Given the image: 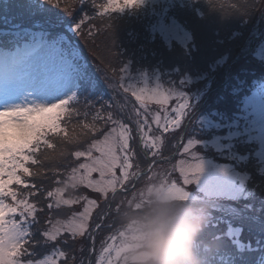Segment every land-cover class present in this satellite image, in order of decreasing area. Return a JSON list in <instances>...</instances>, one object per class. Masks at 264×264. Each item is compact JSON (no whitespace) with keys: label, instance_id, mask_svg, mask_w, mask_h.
<instances>
[{"label":"trees","instance_id":"trees-1","mask_svg":"<svg viewBox=\"0 0 264 264\" xmlns=\"http://www.w3.org/2000/svg\"><path fill=\"white\" fill-rule=\"evenodd\" d=\"M105 2L95 0V5ZM61 3V9L54 11L64 16L65 23L50 31L68 40L71 46L69 57L71 48L78 51V63L84 66L95 88L91 95L84 92L78 104L81 111H88L89 115L86 118L74 117L66 124L69 136L79 137L80 142L68 144L60 138H53L56 148L47 150L51 158L44 161L41 170L43 175L26 178L38 185L57 186L54 184L53 172L63 173L67 165L77 163L70 153L82 150L92 138V134L86 133L81 125L91 123L96 110H102L105 114L112 111L129 124L134 137L130 145L134 152L141 154L133 162L146 169L151 161L143 155L145 150L136 136L135 107L132 113L130 109L122 111L113 97L114 94L119 99L118 90L124 92L121 84L147 81L151 85L159 84L180 91L189 99V114L183 124L162 134V145L153 168L158 175L167 173L175 165L183 147L191 139L207 141L216 135H225L230 125L241 120L240 115L244 113L247 101L264 89V0H175L168 14L191 34L192 40L187 46L178 42L169 45L161 36L153 34V27L160 19L158 8L141 5L101 16L93 0H85L83 4L76 3L72 11L77 22L85 14L89 19L84 21L80 31H72L68 28V21L73 17L63 13L64 0ZM18 4H23V0H14V4L13 0H0V16L6 14L9 20V23H5L0 19V30H8L13 24L32 28L33 19L22 14V8L14 6ZM243 6L249 7L246 13H243ZM35 19L43 20L44 17L36 16ZM121 67L124 73L120 72ZM114 83H117L118 90L113 88ZM85 98L88 105L95 107L87 108ZM108 105L112 107L108 108ZM215 124L219 128L214 127ZM255 148L256 145L247 144L243 139L235 140L233 152L246 158L244 161L236 158L231 160L201 146L196 148L204 157L219 164L230 163L248 176L245 183L246 197L230 202L233 212L209 208L208 224L198 240L205 264H261L263 261L264 172ZM61 151L65 153L63 156L60 155ZM30 167L36 170L39 166ZM146 183L148 181L142 179L137 188L144 187ZM75 194L97 199L96 193L83 187L76 190ZM67 196L68 193H65ZM120 199V196L116 197V200ZM83 203L53 209L52 216L67 219L74 212L82 211ZM98 203L102 201L98 200ZM97 212L98 209L94 210L90 218L89 231L96 222ZM117 217H110L109 222L115 220L118 225ZM38 219L43 221L44 217ZM44 227L46 225L37 224L32 231L38 235ZM234 230L238 231L237 237L231 235ZM108 234L105 229L96 235L95 255L91 257L87 234L76 238L65 234L68 244L61 243L58 247L67 253L65 259L68 264H81V261L89 264V258L91 264H95V257ZM51 251V244L40 247L34 259L43 258ZM21 259L26 260L27 257L22 256ZM60 264H64V261H60Z\"/></svg>","mask_w":264,"mask_h":264},{"label":"snow or ice","instance_id":"snow-or-ice-1","mask_svg":"<svg viewBox=\"0 0 264 264\" xmlns=\"http://www.w3.org/2000/svg\"><path fill=\"white\" fill-rule=\"evenodd\" d=\"M84 2L64 0L63 13L73 17L68 21L69 30L80 31L84 21L89 19L85 14L77 22L72 11L76 3ZM143 3L144 0H106L95 5L93 0L101 16L139 7ZM14 6L22 8V14L32 18L33 24L32 28L13 24L8 30H0V129H19L24 133L12 143H0V264H60L62 260L68 264L65 259L67 253L58 247L61 243L68 244L65 234L72 238L87 234L91 257L95 255L96 235L105 229L109 234L102 241L95 264H121L123 248L119 237L123 233L115 220L109 222L110 217L118 215L128 203L143 200L145 190L153 186L165 187L178 198H188L185 188L175 180L170 181L167 175H158L153 171L162 137L150 135V132L152 124L162 134L179 125L189 114V99L186 94L159 84L154 87L147 84L142 87L120 85L125 93L131 92L143 109L135 112L134 122L136 136L145 150L143 155L151 161L146 169L133 162L141 154L134 152L130 145L134 137L129 124L112 111L105 114L96 110L92 114V122L81 125L86 133L92 134V138L82 150L70 153L77 163L67 165L63 173L53 172L57 186L45 187L26 179L43 175L44 161L51 158L47 150L56 148L54 137L68 144L80 142L79 137L69 136L66 124L74 117L86 118L89 115L88 111L82 112L78 104L84 92L92 94L95 85L84 66L78 63V51L71 48L69 57L71 46L68 40L50 31L65 23L64 16L54 11L61 9V0H23V4ZM243 7V13H246L249 7ZM36 16H43L44 19L36 20ZM0 19L9 23L6 14ZM120 72L124 73L123 67ZM170 100L176 101L175 107L171 108L173 115H169L167 108H164L163 114L159 110L150 113L147 109L150 102L163 107ZM85 105L89 109L95 107L88 105L87 98ZM111 107L108 105V108ZM193 147L194 142H187L183 152L188 153ZM64 154L61 151L60 155ZM179 163L183 165L185 161ZM30 166L39 167L33 170ZM202 170L200 162L181 167L179 171L183 184L192 183L195 175ZM93 173L98 174V178H93ZM142 179L148 183L138 189ZM81 187L96 193L97 199L75 194ZM65 193H68L67 198ZM117 196L121 199L116 200ZM82 201V211L74 212L67 219L53 218V209L71 207ZM96 209L97 219L89 231V221ZM40 216L44 217L43 221L38 219ZM37 224L46 225L38 235L32 231ZM49 244L52 251L43 258L34 259L38 249ZM22 256L27 259L22 260Z\"/></svg>","mask_w":264,"mask_h":264},{"label":"rangeland","instance_id":"rangeland-1","mask_svg":"<svg viewBox=\"0 0 264 264\" xmlns=\"http://www.w3.org/2000/svg\"><path fill=\"white\" fill-rule=\"evenodd\" d=\"M174 1L175 0H144L142 5H149L158 8L160 11L158 12L160 19L153 27V34L161 36L169 45L178 42L183 46H187L192 40L191 34L168 14L170 5ZM144 84L150 87L155 86L149 84L147 81L141 84L133 82V85L138 87H142ZM113 86V88L118 90L117 83H114ZM119 93V99H117L114 94L113 97L116 105H118L122 111L126 112L130 109V113H132L134 107L136 111L142 109L139 102L131 95V92L128 95L118 90V94ZM173 101L175 100H170L168 105L163 107L157 105L155 102H150L147 104V109L150 113H155L159 110L163 114L164 108H167L169 115H173V113H171V108L176 105V101ZM240 116L241 120H237L230 125L225 135H216L213 139L207 141L191 139L189 142H194L195 147L190 148L188 153H184L182 150L175 165L165 173L170 181L175 180L179 186L185 188L188 193V200L206 204L208 208L212 210L233 212L230 202L246 197L245 183L248 179L247 174L238 171L230 163L219 164L212 159L204 157L196 150L198 146H201L205 150H213L218 155L227 157L231 160L232 158H236L238 161H244L246 158L235 154L232 149L235 140L243 139L247 144L256 145V157L261 165V170L264 172V89L262 92L255 93L247 101L244 113ZM184 120L185 118L175 127L182 125ZM206 127L210 128V125ZM214 127L219 128V125L215 124ZM150 135L161 136L163 141V135L156 128L155 124H152ZM161 145L162 143L159 146V151ZM193 155L195 156L193 157ZM182 160L185 161L183 165L179 163ZM197 162L202 163L203 170L195 175L192 183L184 185L179 169L181 167L186 168L188 164H195ZM117 174L119 175V169H117ZM173 174L177 176H172ZM93 178H98V174L93 173ZM237 232V230H234L231 235L237 237ZM261 264H264V258Z\"/></svg>","mask_w":264,"mask_h":264},{"label":"clouds","instance_id":"clouds-1","mask_svg":"<svg viewBox=\"0 0 264 264\" xmlns=\"http://www.w3.org/2000/svg\"><path fill=\"white\" fill-rule=\"evenodd\" d=\"M22 135L19 129H0V143H12ZM117 221L123 233L121 264H205L198 240L209 221L206 204L153 186L145 190L143 200L125 205Z\"/></svg>","mask_w":264,"mask_h":264}]
</instances>
